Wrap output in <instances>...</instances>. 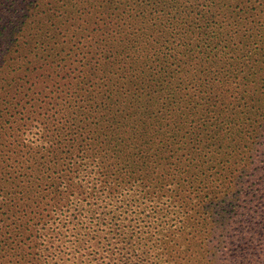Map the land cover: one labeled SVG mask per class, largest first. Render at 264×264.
Listing matches in <instances>:
<instances>
[{"label": "trees", "instance_id": "1", "mask_svg": "<svg viewBox=\"0 0 264 264\" xmlns=\"http://www.w3.org/2000/svg\"><path fill=\"white\" fill-rule=\"evenodd\" d=\"M0 264H264V0H0Z\"/></svg>", "mask_w": 264, "mask_h": 264}]
</instances>
